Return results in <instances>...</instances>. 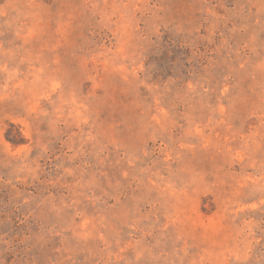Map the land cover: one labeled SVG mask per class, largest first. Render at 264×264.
<instances>
[{
  "label": "rangeland",
  "instance_id": "rangeland-1",
  "mask_svg": "<svg viewBox=\"0 0 264 264\" xmlns=\"http://www.w3.org/2000/svg\"><path fill=\"white\" fill-rule=\"evenodd\" d=\"M0 264H264V0H0Z\"/></svg>",
  "mask_w": 264,
  "mask_h": 264
}]
</instances>
